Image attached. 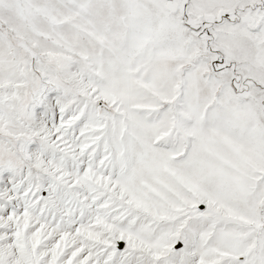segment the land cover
<instances>
[{
  "label": "snow or ice",
  "instance_id": "snow-or-ice-1",
  "mask_svg": "<svg viewBox=\"0 0 264 264\" xmlns=\"http://www.w3.org/2000/svg\"><path fill=\"white\" fill-rule=\"evenodd\" d=\"M0 264H264V0H0Z\"/></svg>",
  "mask_w": 264,
  "mask_h": 264
}]
</instances>
